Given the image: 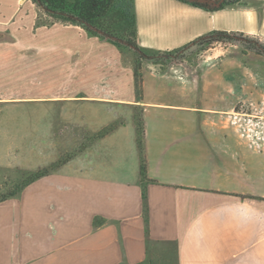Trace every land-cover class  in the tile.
Listing matches in <instances>:
<instances>
[{
	"label": "crops",
	"instance_id": "crops-1",
	"mask_svg": "<svg viewBox=\"0 0 264 264\" xmlns=\"http://www.w3.org/2000/svg\"><path fill=\"white\" fill-rule=\"evenodd\" d=\"M133 8L149 54L232 44L136 86L129 50L0 0V264H264V153L228 123L264 121V54L237 38L264 45V0Z\"/></svg>",
	"mask_w": 264,
	"mask_h": 264
},
{
	"label": "trees",
	"instance_id": "trees-1",
	"mask_svg": "<svg viewBox=\"0 0 264 264\" xmlns=\"http://www.w3.org/2000/svg\"><path fill=\"white\" fill-rule=\"evenodd\" d=\"M37 13L36 26H51L60 23L66 26H78L90 35L107 40L119 48L129 50L133 55V75L136 86L140 82V69L145 62H156L161 54H149L140 48L137 42L133 0H30ZM192 7L215 12L226 7L244 5V0H177ZM44 20V21H43ZM247 50L264 54V45L242 36L237 37ZM230 40L226 32H211L194 40L191 45L207 48L214 42ZM178 51L163 54L168 58ZM111 130L106 128L100 134ZM41 172L30 179L39 178ZM145 165H141V176L145 179ZM4 199V198H3ZM1 200V199H0Z\"/></svg>",
	"mask_w": 264,
	"mask_h": 264
},
{
	"label": "rangeland",
	"instance_id": "rangeland-1",
	"mask_svg": "<svg viewBox=\"0 0 264 264\" xmlns=\"http://www.w3.org/2000/svg\"><path fill=\"white\" fill-rule=\"evenodd\" d=\"M33 9H35L34 6H33ZM221 43L222 44H232L230 42V40H223ZM235 44H237V43H235ZM209 47H207V48H209ZM207 48L194 46L191 49L178 50L177 53H175L174 55H172L171 57H168V58L163 57V54H161L160 57L157 59V61L152 62V63L153 64L156 63L157 67H159L163 70H166L168 72V74H176V75L177 74H184L185 68L188 70V68L191 65V62L193 60L200 59L201 56L203 55V51L206 50ZM33 150H34V152H38L40 149H33ZM0 151H1V155H0L1 158L8 159V153H9L10 149H1ZM13 151H14V153L12 154L13 158H16V157L17 158H24L25 155H23L19 152V151H24V149H13ZM262 153H264V152H262ZM3 183H2V187H5V189L0 190V199L6 198L8 196V195L4 194V192L8 191L7 190L8 188H6L7 183L5 185H3Z\"/></svg>",
	"mask_w": 264,
	"mask_h": 264
},
{
	"label": "built area",
	"instance_id": "built-area-1",
	"mask_svg": "<svg viewBox=\"0 0 264 264\" xmlns=\"http://www.w3.org/2000/svg\"><path fill=\"white\" fill-rule=\"evenodd\" d=\"M228 123L250 147L264 152V121L261 118L240 109L230 115Z\"/></svg>",
	"mask_w": 264,
	"mask_h": 264
},
{
	"label": "water",
	"instance_id": "water-1",
	"mask_svg": "<svg viewBox=\"0 0 264 264\" xmlns=\"http://www.w3.org/2000/svg\"><path fill=\"white\" fill-rule=\"evenodd\" d=\"M223 2V0H220L218 3H216V6H220V4Z\"/></svg>",
	"mask_w": 264,
	"mask_h": 264
}]
</instances>
